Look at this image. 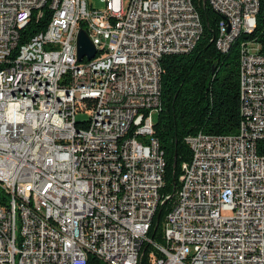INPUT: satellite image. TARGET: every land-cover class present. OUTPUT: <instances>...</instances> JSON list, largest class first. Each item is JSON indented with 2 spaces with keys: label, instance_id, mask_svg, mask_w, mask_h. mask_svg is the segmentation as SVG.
<instances>
[{
  "label": "built area",
  "instance_id": "2783aa9c",
  "mask_svg": "<svg viewBox=\"0 0 264 264\" xmlns=\"http://www.w3.org/2000/svg\"><path fill=\"white\" fill-rule=\"evenodd\" d=\"M49 0L45 27L19 43L45 0H0V264H264V52L239 41L236 129L184 135L161 241L147 231L164 159L151 111L160 59L201 32L192 0ZM214 46L254 19L252 0H206ZM79 21L83 24L80 25ZM94 45L76 57L77 29ZM91 68L106 69L99 82ZM92 91V98L78 94ZM85 124L69 136L75 113ZM1 195H6L2 200ZM144 246L142 247V245Z\"/></svg>",
  "mask_w": 264,
  "mask_h": 264
},
{
  "label": "trees",
  "instance_id": "16d2710c",
  "mask_svg": "<svg viewBox=\"0 0 264 264\" xmlns=\"http://www.w3.org/2000/svg\"><path fill=\"white\" fill-rule=\"evenodd\" d=\"M48 2L49 0H45L42 4V14L39 17L32 15L21 28L19 43L23 42L27 35L45 27L50 14ZM192 2L201 21V32L197 40L189 50L167 53L160 59V105L152 125L153 135L164 159L161 197L171 193L173 182L176 189L180 162L189 156L184 135L197 130L208 133L233 132L239 119L237 49L231 46L226 51H220L214 46L219 15L206 0ZM255 17V25L249 36L244 35L241 38L254 39L259 44V50L264 52V0H259ZM79 24L83 23L79 21ZM78 123L79 126L85 124V120ZM257 151L264 153V139L258 141ZM174 152L176 162L172 166ZM1 199L5 200L6 195H1ZM173 201L174 196H171L165 202L158 203L155 208L147 231L151 239L161 241L162 218ZM145 251L146 247L141 254V262L145 258ZM87 264L100 262L89 254Z\"/></svg>",
  "mask_w": 264,
  "mask_h": 264
},
{
  "label": "bare ground",
  "instance_id": "6f19581e",
  "mask_svg": "<svg viewBox=\"0 0 264 264\" xmlns=\"http://www.w3.org/2000/svg\"><path fill=\"white\" fill-rule=\"evenodd\" d=\"M259 7V0H252V12L254 14V19H249L247 26H243L238 29L236 32L230 34L227 40V50L234 46L237 51L239 49V41H244L241 37L248 35L255 25L256 12ZM249 36V35H248ZM106 76V69L101 68H91L88 70V78H92V82H99V78ZM78 94H85V98H92V91H86V87H78ZM240 100H243V91H239ZM79 126V123L75 117L71 119V125H67V133L69 136H76V127Z\"/></svg>",
  "mask_w": 264,
  "mask_h": 264
},
{
  "label": "water",
  "instance_id": "95a60500",
  "mask_svg": "<svg viewBox=\"0 0 264 264\" xmlns=\"http://www.w3.org/2000/svg\"><path fill=\"white\" fill-rule=\"evenodd\" d=\"M75 44H76V57L78 60H80L83 56L88 59L92 57L93 54L95 53L94 45L90 41L85 30L81 27L77 29ZM175 162H176V153L174 152L173 159H172V166L175 165ZM174 189L175 188H174V182H173L171 193L167 195L165 198H163L161 202H165L167 198L173 196Z\"/></svg>",
  "mask_w": 264,
  "mask_h": 264
},
{
  "label": "rangeland",
  "instance_id": "374dc122",
  "mask_svg": "<svg viewBox=\"0 0 264 264\" xmlns=\"http://www.w3.org/2000/svg\"><path fill=\"white\" fill-rule=\"evenodd\" d=\"M88 2L91 3V5L93 7L96 8H101L103 6V3L100 0H87ZM126 0H123V3H125ZM155 109L151 111V118L153 120L154 116H155ZM88 116V111H83V112H77L75 113V118L77 119V121L82 122L84 121Z\"/></svg>",
  "mask_w": 264,
  "mask_h": 264
}]
</instances>
